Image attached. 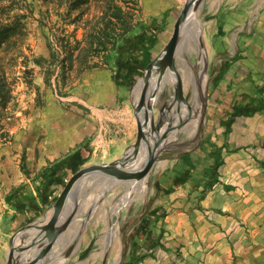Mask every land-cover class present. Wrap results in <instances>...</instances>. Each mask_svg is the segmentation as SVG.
<instances>
[{"label":"rangeland","instance_id":"374dc122","mask_svg":"<svg viewBox=\"0 0 264 264\" xmlns=\"http://www.w3.org/2000/svg\"><path fill=\"white\" fill-rule=\"evenodd\" d=\"M186 3L187 0H0V210L8 212L12 203H7L5 196L15 185L25 184L27 191L31 192L40 181L33 183L27 179L35 178L45 167L63 160L81 143L101 141L99 119L106 121L107 125L104 141L123 138L132 132L133 141L121 155L109 151L112 146H106L104 142L101 150L106 151L95 153L93 161L91 159L73 174L83 168L113 162L138 148L137 143L142 141L144 132L134 108L138 82L144 72L130 78L136 95L128 107L131 117L128 128H116L117 124L112 121L115 116L110 112L115 108L104 103L107 101L106 87L125 79L122 66L126 61L130 62L134 54L131 52L124 57L120 52L124 42L122 29L126 26L131 34H138L140 25L147 26L153 17H164L162 20L166 21L169 16L161 43L164 48ZM194 13L193 18L197 17L203 23L200 39L208 55L205 65L207 82L203 91L206 112L203 122L199 121L201 132L191 139L183 136L182 129L177 130L174 147L171 142L161 147L158 165L155 163L147 175L146 189L142 176L111 182L105 195L97 200L101 192L99 184L96 181L88 183L76 198L77 207L73 212L62 215L60 222L68 220L67 227L54 240L46 260L40 264H102L105 251L98 240L109 229L118 231L119 258L114 263L113 238L106 251L105 264H120L126 250L123 231L137 222L147 198L156 192L154 181L165 172L170 162L178 159L179 152L193 149L191 156L196 159L194 149L198 137L201 140L209 134L215 139L212 134L219 126V119L211 103L215 94L212 83L222 57L216 56L212 50V36L217 37L222 32L231 44L229 50L236 47V39L241 36L248 40L250 47L264 48V0H203ZM187 60L193 69L197 68L196 54L187 56ZM174 68L173 75H177L180 69L176 57ZM220 71L226 74L225 65ZM179 81L181 85V79ZM173 87L165 85L163 91H155L151 103L155 126L160 110L174 93ZM190 96L191 89L186 93L188 101ZM93 102L96 104L92 105ZM198 114L200 117L201 105ZM172 115L171 110V120L174 121ZM161 121L163 127L171 123L164 118ZM242 127L243 123L238 119L232 124L234 133ZM241 139L235 137L238 143L234 142L230 153H223V163L218 168V175L233 184L230 196L236 203L232 209H217L220 214L226 212L231 222L227 229L220 230V235L228 243L233 264H264V170L261 165L264 162V141L256 147L236 146ZM62 177V186L58 183L54 189L58 198L72 174ZM76 190L73 189L71 200L77 196ZM130 190L134 191L132 200L112 211L109 204ZM56 201L43 206L40 214L36 213V217H31L13 233L4 235L0 239V252L9 246L19 230L48 218ZM103 205L107 209L105 215L99 210ZM69 208L70 204L66 211ZM27 232L33 234L35 230ZM31 236L25 235L20 243H27L32 248ZM29 250L30 247L28 253ZM157 257L160 260L157 264H184L182 256L175 255L174 259H168L166 255Z\"/></svg>","mask_w":264,"mask_h":264},{"label":"crops","instance_id":"0c3cea01","mask_svg":"<svg viewBox=\"0 0 264 264\" xmlns=\"http://www.w3.org/2000/svg\"><path fill=\"white\" fill-rule=\"evenodd\" d=\"M168 17L166 21L169 22ZM162 19L153 17L147 24V27L152 26L144 31L146 36L151 34L155 38V43L148 51L150 58L143 72L163 50L161 43L167 24ZM241 37L236 39V47L232 50H229L231 44L222 32H219L217 37L212 36L211 41L213 52L216 56L222 57L218 72L221 73L223 65L226 67V74L212 83L215 94L211 100L219 119V126L212 134L215 139H211L218 147H223V153H230L234 142L238 143L235 137L243 139L236 145L239 147L247 145L256 147V145H262L264 141V107L258 110V105L264 104V92H262L264 48L250 47L248 40ZM142 50L146 49L142 48L132 55L135 57V61L131 62V64L135 62V73L141 71L140 63L144 56ZM157 51L159 52L156 55ZM117 83L113 86L109 83L106 87L108 91L105 100L107 101L104 103L114 106L115 110H110L115 116L112 121L120 130V128L125 129L130 126L131 117L128 107L136 94L128 79H121ZM93 104L96 103L93 102ZM237 119L243 123V127L238 132L235 130L234 133L232 124ZM99 124L101 141L95 143L85 141L63 157L59 181L50 187L45 193L46 196L36 197L35 188L29 192L28 187L22 184L25 188L20 196L32 195L35 197V202L31 204L27 202L22 206L14 202L9 205L7 213L5 210H0V239L4 235L13 233L17 228L19 229L31 217H36V213L40 214L43 206H49L52 201H56L58 196L54 195V189L58 187V183L62 186V176L68 177L70 174L73 176L76 169H80L91 159L94 160L95 153L106 151L101 150L104 142L106 146H112L109 151L119 155L125 152L129 142L132 143L133 132L127 133L123 138L113 137V139L104 141L106 121L99 119ZM188 165L190 168L192 163L185 164L179 159L172 161L165 172H162L160 177L154 181L156 192L152 197L147 198V204L140 212L137 222L123 231L126 250L120 264H157L160 261L158 255H166L168 259H174L175 255L182 256L184 264H233L234 258L228 243L220 235L221 229L229 227L230 216L226 212L220 214L217 211L224 207L229 209L235 207L236 203L231 200L230 196L234 190L233 184L219 176V183L211 191L202 193V182L195 183V178L189 177L186 182L177 180L180 174L188 169ZM33 179L29 178L27 182ZM20 185L18 183L14 189ZM186 187L187 189H184ZM7 250L8 246L0 252V264H6Z\"/></svg>","mask_w":264,"mask_h":264},{"label":"water","instance_id":"95a60500","mask_svg":"<svg viewBox=\"0 0 264 264\" xmlns=\"http://www.w3.org/2000/svg\"><path fill=\"white\" fill-rule=\"evenodd\" d=\"M202 1L203 0H187L181 16L178 17L177 21L174 24L173 31L169 40L167 41L166 46L159 53L156 59L148 65L142 77L140 78V81L138 82L139 91L134 108L135 116L137 117L139 124L144 132L142 141L146 138L147 134H150L154 137L156 144L154 153L146 162H144L137 168H134L130 164V160L127 156L128 153H126L113 162L93 165L88 168L79 170L67 182L59 198L53 205L48 219L44 220L43 218L42 220H38L34 224H31L19 230L14 235L8 246L6 264H40L41 261L46 260L47 254L51 250L52 243L67 227L68 220H65L60 226H58V224L60 223V219L62 218L66 206L70 204L71 193L73 189H77V198L82 193L83 184L87 182V179L91 180L107 177L108 180L113 184V182H119L125 179H132L135 177L138 178L140 176L144 177L148 175L153 165L158 161L157 157L161 149L160 141L163 137V131L167 129L169 131V134H171L176 132L175 130L182 128L181 125L176 124L180 123V119L182 118L180 107H177L173 110L172 116L174 119H176L175 122L171 120L170 116L172 108L171 106H173L172 102H174L173 95H175L177 88H180V81L176 80V83L174 85L175 91L169 99L168 103L165 105V108L160 110V118L158 119L156 126L154 125L151 117L152 98L153 96H155V91L159 89L163 81V77L170 71L175 72L174 62L177 46L179 43L180 28L187 19L190 6H193V8L195 9ZM205 112L206 98L204 97L201 103V122H203L204 120ZM188 113L189 114L187 115V117L191 114V109H189ZM141 114L144 115L143 118ZM162 118H164L167 123H171L166 127H163L161 123ZM201 130L202 128H199L198 133L201 132ZM142 141L137 143V147L142 143ZM197 141L199 143V137ZM192 150L193 149L179 152L178 155L182 156L184 154L190 153ZM109 186H111V184H109ZM29 230H35V232H33V234H28L27 231ZM25 235H32L30 237L33 242L32 248L27 243H20V240L22 241ZM28 247H30L29 253L27 252ZM32 251H35L34 254H31ZM28 257L30 258L28 259ZM106 257L107 253L105 252L103 255L102 264L106 263Z\"/></svg>","mask_w":264,"mask_h":264},{"label":"bare ground","instance_id":"6f19581e","mask_svg":"<svg viewBox=\"0 0 264 264\" xmlns=\"http://www.w3.org/2000/svg\"><path fill=\"white\" fill-rule=\"evenodd\" d=\"M195 9L193 6H190L189 13L187 15V19L183 23L182 27L180 28V34H179V43L177 46L176 51V62L179 66V72H177V76L173 75L175 72L170 71L166 74V77H164L160 87L158 90H164L165 85L174 86L176 83V80L181 79V85L180 88H177V91L174 97V102H172L171 110L173 111L177 107H180V111L182 112V118L180 119V123H176L177 125H181L183 132H185L184 137L195 139L194 137L198 133L199 126H200V117L198 114L199 107L202 103L203 98V91L207 82V75L205 72V65L207 61V51L205 48V44H202V40L200 39L201 34L203 33V26L198 20V18H193L195 15L194 13ZM193 18V19H192ZM204 43V41H203ZM209 52V51H208ZM194 54L197 55V68L193 69L192 65L188 62L187 56H192ZM211 64V63H210ZM178 78V79H177ZM175 79V80H174ZM191 89V96L190 100L188 101L186 98V93ZM181 90V91H180ZM173 91L174 87H173ZM170 96V95H169ZM165 108V107H163ZM189 109H191V114L187 117L189 114ZM176 119H174L173 122H175ZM162 123V121H161ZM165 123V122H164ZM182 123V124H181ZM165 125V124H164ZM166 127V125L164 126ZM179 130V129H177ZM176 132L169 134V131L165 129L163 131V137L160 141L161 147L166 144L174 145V141L178 138V134ZM181 136V135H180ZM174 138V139H173ZM176 144V143H175ZM186 146V145H185ZM160 147V148H161ZM174 147V146H173ZM176 147V146H175ZM156 148L155 139L152 135L147 134L146 138L142 141L141 144H139L138 148L132 153H128V159L130 160V164L133 167H136L144 162V160L150 156L151 153L154 152V149ZM164 163V162H163ZM157 164V163H156ZM158 165V164H157ZM141 166V165H140ZM162 166V165H161ZM139 167V166H138ZM137 168V167H136ZM157 169V168H156ZM91 181H96V184H99L100 186V194L96 198L99 200L103 197L106 193V189L109 186V183H111L107 177L104 178H97V179H91L87 180L85 184H83L84 188L87 183H90ZM143 188L146 189L147 186V176H144V180L142 182ZM81 188V189H82ZM80 189V190H81ZM136 190V189H135ZM143 190V189H142ZM133 190H130L126 194L122 195L121 198L118 200L112 201L111 204H109L112 211H116L119 205L123 203H129L133 198ZM141 194V193H140ZM94 198V197H92ZM95 199V198H94ZM111 200V199H110ZM78 199L75 197L70 201V208L68 211L66 209L63 212V215H69L70 212L72 213L75 207H77ZM94 210L96 207H93ZM77 209V208H76ZM98 210V208L96 209ZM101 212L105 215L107 214V209L103 205L99 208ZM66 217V216H64ZM47 220L48 218H44V220ZM79 224V221L77 222ZM61 222L58 224L60 226ZM77 224V225H78ZM115 239V245L113 248V253L116 254V259L114 260V263L118 261L119 255H118V249H119V237H118V231L114 232L112 229L106 230L101 238L98 240L99 244H103L102 248L106 252L108 250L109 245L111 243L112 239ZM77 264V263H76Z\"/></svg>","mask_w":264,"mask_h":264},{"label":"trees","instance_id":"16d2710c","mask_svg":"<svg viewBox=\"0 0 264 264\" xmlns=\"http://www.w3.org/2000/svg\"><path fill=\"white\" fill-rule=\"evenodd\" d=\"M115 17L117 19L119 18L118 15H115ZM151 26L147 27L141 24L138 34H131L130 30L126 26H124V28L122 29L121 37H124V42L122 44L123 48L121 49L120 52H122L124 57L130 54L131 52L135 53L136 51L141 50L142 48L146 49V50H142L144 56L142 57L143 61L140 63L141 71L139 73H135L134 71L135 62L132 63L133 65L131 64L133 60L135 61L134 56L132 57L130 62L126 61L125 64H123L122 72L125 74L124 78L125 79L127 78L128 81H130L131 76L134 77L135 75H141L146 65L148 64L150 58V54L148 51L154 45L155 38H153L151 34L146 36L144 31L145 29L147 30ZM222 75H223L222 71L221 73L217 72L213 80L214 81L220 80ZM262 92H264V86L262 88ZM263 107L264 104H259L258 110L262 109ZM194 151L197 154L196 159H193L191 157L192 155L191 152L178 157V159L182 160L185 164L192 163V165L190 168L188 165V169H187L188 171L186 170L183 173H181L179 178H177V180L180 182H186L189 179V177H193L196 180L195 183L202 182V186H203L202 193L211 191L213 187L219 183L218 168L223 163V147L222 146L218 147L216 143L211 139V136L208 134L206 138H203L199 141ZM62 164L63 161L60 160L55 162L51 166L45 167L33 179V181L36 180L40 181V183L37 186H35V191L37 193L36 197L46 196L45 193L50 189V187L55 185V183L59 181V172L62 168ZM261 165L264 170V162L261 163ZM24 188H25L24 185H20L15 189H13L12 192L9 193L7 196H5V200L7 201V203L16 202L22 206L24 204H27V202L30 204L35 202V197H33L32 195L25 194L24 196H20Z\"/></svg>","mask_w":264,"mask_h":264}]
</instances>
